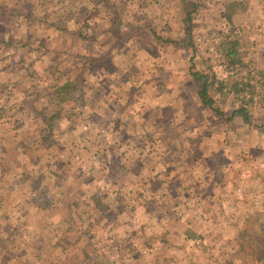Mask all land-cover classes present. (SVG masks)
Returning <instances> with one entry per match:
<instances>
[{
  "label": "rangeland",
  "instance_id": "1",
  "mask_svg": "<svg viewBox=\"0 0 264 264\" xmlns=\"http://www.w3.org/2000/svg\"><path fill=\"white\" fill-rule=\"evenodd\" d=\"M1 1L4 0H0V3ZM6 1L9 2L6 10L17 8L18 2L16 0ZM138 1L111 0L115 5L114 7L123 14V18L118 20V24L115 23L117 24L116 28L112 31L115 39L124 40L128 37L129 30L135 22L144 25L148 24L149 21L162 35L171 37L168 38L169 40H175L173 38L178 37L180 42L179 44L169 42L164 55L160 56L159 59H153L152 56L148 55V37L144 33L139 34L138 37L143 47L137 60L132 63L123 58L119 59L123 73L116 76L115 87L117 90L121 87L133 88L141 84L140 100L148 106V87L146 90L148 78H151L154 85H157L159 91L163 89L169 93L171 88L169 85H175L180 77V79L185 78L187 81L190 79L185 74L193 65L197 70L207 71L210 68L212 73H215V64L219 63L228 65L233 61L240 60L242 66L239 67L240 69L236 74L229 78L225 93L213 92L216 97L214 109L199 107L197 104L186 107V112L189 115L187 117L188 129L184 131L183 138L175 139V134L180 131L173 129L169 132V137L167 136L165 142H158L159 146L156 152L148 153L149 155L145 156L141 155L140 149H134L133 146L126 143L120 147L116 145L117 143L109 146L111 149L109 153L112 155L107 158L109 164L105 168H108L110 173L105 180L98 179V182L102 184V188L99 190H102L106 195L112 194L113 190L116 191L117 194L113 195L119 197L121 204H127L129 199L134 198L135 201H141L139 198L146 195V191H143L142 188L138 190L130 188L128 184L130 180L133 182L139 178H144L143 183H148L149 186V181L152 179L159 182L163 178L171 179V184L169 183L168 186L159 189L162 196L157 193L156 200L148 202V204L151 203L148 208V216L150 215L147 220L148 233L145 232L146 237H148V250L138 247L140 244L138 242L134 243L135 241H133V245H130L132 242L122 243V240L121 243L125 246L129 245V248L118 254L123 257V262L126 264L129 260H125L130 256H133L132 264H143L147 259L148 264L151 262L154 264H264V256L259 259L257 255L259 246L256 247L262 240L261 233L264 235L262 228L264 219V7L260 6L264 0H201V2L199 0H151V4L148 0ZM197 2L199 4L193 12L194 19L191 21L194 26L193 32L197 37V55H195L194 60L190 61V49L187 48L184 51L182 47L188 43L183 19L189 10L192 11L193 4H197ZM73 3H80V0H72V3L70 0H66V7ZM82 4L83 2L79 6ZM62 8L64 7L62 6ZM132 10L137 13L141 10L143 17L140 21L134 20L135 16ZM75 13L78 14L79 9H75ZM98 14L100 15L96 18L99 21L113 25V21L109 22L107 12H99ZM229 14H232L231 18L227 17ZM81 16L82 18L85 17L84 14L80 13ZM68 17H71L74 22L79 21L65 9H60L57 12L55 20L56 18L63 20ZM21 21L5 22L4 27L2 28L0 25V28L5 32L10 31L13 22L22 23V28L27 27L26 20ZM58 21L60 22V20ZM38 28L46 36L54 32L44 22ZM229 36L232 39L238 38L240 41L238 53L233 56L235 58H229L225 50L220 51L221 42ZM38 42L40 41L35 42V45L32 46H37ZM75 45L80 47L78 44ZM47 49L46 47L44 52ZM41 51H31V54H25L23 51L17 52L16 57L24 56L22 60L25 66L28 68L33 66L39 69L41 76L44 68L41 61L44 58V52L42 54ZM10 53L8 47L2 46L0 43V59ZM148 56L151 59L148 60ZM20 65L22 67L23 64ZM166 69L169 70L166 71ZM38 80L33 77V90L35 91L39 89ZM234 86L246 89L237 93L232 89ZM122 92L125 90L122 89ZM166 96L168 98L171 94ZM8 103L10 106L13 101ZM39 103L44 104L45 101L40 98ZM245 103L250 116L249 123L241 118L230 121L229 116L233 110L245 105ZM90 104L98 106L97 103ZM140 106L142 107L139 105L137 108H141ZM16 107L19 108L14 112L15 114L12 112L14 114L13 119L10 120L9 124L7 123L8 127L3 133L4 139L0 142V153L1 147L14 146L8 142V139L14 136L13 134L17 135L15 141L22 135L27 136V134L34 139L33 136L38 131L37 128L40 127L34 116L30 115L31 111L27 107H22L20 104ZM106 115L109 116L104 114L101 115L103 120L98 118L97 120L105 122ZM146 118V114L140 113L135 121L141 122ZM93 119L94 126L98 128L99 124H97L95 117ZM154 119L155 113L151 110L148 114V121L153 122ZM68 123H70L68 120L62 122V126H66ZM158 134L160 133L158 132ZM199 134L197 147H200V150H197L194 137ZM202 137L204 140L201 141L203 143L200 145L199 141ZM82 138H84L83 143H87L83 152L90 150L92 156L87 159L86 153L81 154V150L76 151L77 155L73 157L72 166L74 163H78V160L82 164H79L80 167L76 169L77 171H70L69 168L64 171V166H61L58 169V174H52L49 179L42 182L46 188L51 186L52 189L63 190V196L66 198L62 200L58 208L49 206L48 203L53 197L47 193L38 197L39 202L37 204L31 200L29 205L32 204L33 210H38V218L36 219L11 216L15 207L22 210L26 205L25 202L30 201L31 197L27 195L22 198L23 201L18 203L13 201L14 195L5 199V195L11 189L16 188L17 191H24L23 189L27 185L25 179H18L17 175L13 177V172L5 170L3 178L0 179L2 193H5L2 200L3 207L0 210V214H3L0 216V264H4V261H9L7 264H44L43 260L52 252L57 251L56 256H62L75 247L71 243L65 242L60 235L71 234L70 226L65 223L66 221H60V216L66 217L73 200L78 201L77 194L79 192L82 194L79 188L84 189V187H82V183V185L74 184L72 187L67 181V178L72 174H68L66 178V175L65 177L61 176V173L68 172L84 176L87 170V173L91 175L96 173L95 176H92L94 177L92 180L97 178L99 161L98 159L90 160L94 154H98L95 152L97 140L88 141L85 136ZM59 139V137L55 140L46 138L43 145H40L39 142L34 145L39 147L38 149L42 151L44 157L55 156L59 161H64L67 156L62 158L60 155L61 143H58ZM72 147L74 148L75 144ZM12 156L15 155L0 154V164L3 165L6 158L8 160ZM114 159L118 161L117 168L114 166ZM64 165L65 167L68 166L66 163ZM170 165H173L175 170L173 169L169 173L170 175L166 176L161 170L167 169ZM61 168L63 169L60 170ZM146 168L148 173H146ZM120 169L122 172L119 171V175H117L119 183H116V180L113 182V175L117 174L116 171ZM182 171H184L183 175L180 174ZM33 173L35 175L36 171ZM90 177L87 176L88 181ZM101 177H105V172H102ZM84 178L86 179V175L81 181L84 182ZM15 179L16 181H14ZM11 180L13 183H10ZM27 180L32 179L28 178ZM103 180L106 185L103 184ZM187 183L191 187L190 190L199 189V202L197 201L198 197L188 198L185 195L184 185ZM205 185L209 187H205ZM93 187H98V185ZM159 190L157 188L155 192ZM120 196L123 197L120 198ZM155 202L157 203L153 206L152 204ZM118 209L120 208L117 205L114 206V212L110 214L115 227L109 229L106 227L103 232L102 229L90 230L91 235L89 236L72 234V236L67 237L75 240L81 237L79 241L82 243L78 244L81 247L85 246L84 250L88 251H93L95 247H104L105 243L110 241L112 242L108 244H110L111 249H116L119 244L118 239L126 238V234L129 233L126 232L127 226L123 223L131 218L128 214H121L120 218L119 215L117 216V219L115 214ZM257 216L260 217L259 221L256 220ZM138 218L134 217L133 220L135 219V221L131 222L138 223ZM244 229L247 230V233L241 235L240 232ZM28 231L31 236H28ZM58 231L60 234L55 236L54 233ZM94 240L97 241V244L94 243ZM193 242L197 245L196 248ZM137 243L138 245H136ZM41 247L45 248L43 254L39 253ZM94 255L95 253L91 254L92 257ZM70 256L71 260L64 262V264H84L79 254L71 253ZM96 259L93 260L96 261ZM116 263L121 264L120 262Z\"/></svg>",
  "mask_w": 264,
  "mask_h": 264
},
{
  "label": "trees",
  "instance_id": "2",
  "mask_svg": "<svg viewBox=\"0 0 264 264\" xmlns=\"http://www.w3.org/2000/svg\"><path fill=\"white\" fill-rule=\"evenodd\" d=\"M20 1L21 3L23 1V3L20 4L19 7L13 8L12 10L10 9L9 11L6 10L9 4L8 1L4 0L0 3V25L2 28L5 22L11 23L13 20L22 22L21 20L25 19L27 22V24L25 23L27 27L23 28L22 23L13 22L14 24L10 26V31L6 32L4 30L2 31L0 28V43H2V46L5 45L8 47L11 51L10 54L13 55L14 53L22 51L25 52V54H31V51L43 50L41 51V53H43L44 49L50 45L48 40L54 45L57 43V45L53 46L54 49H52V52L54 56L49 60V66L47 65L42 72V76L44 77L42 87H39L37 91L33 90V85L29 87L31 91L29 97L32 99L28 98V100H26L25 98L27 97H23L24 95L26 96V93L22 91L20 94H15L14 88L10 86L5 93V95H7L6 99L0 100V121L5 120V118H7L8 121L12 120V116L15 114L14 112L19 108H17L16 105L20 104L22 107H27L31 111L30 115H33L37 120L36 122L40 124V127L37 128L38 131L35 136H33L34 139H32L29 134H27V136L22 135L17 139L16 146L22 148L23 151L28 150L25 151L24 155L23 153H19L12 156V159L8 158L7 160L6 158V162L5 159H3L5 162L2 165L4 169H6L7 166H17V178L19 175L21 179L27 181L28 187L20 193V195L38 198L47 193L54 198V196H52L53 193L60 192L62 194L63 190L46 188L43 186L42 182L47 180L48 176L58 174V169L61 166H64V171L68 168L70 171H74L80 167L78 163H74L72 166V160L73 157L77 155L76 151H80L84 148V146H82L84 142V138L82 137L84 136L87 137L88 141L91 139L97 140L95 152L98 154H94L92 159H98V164L100 166L106 164L107 166L105 167H108L109 164L107 163V158L110 156L109 152L111 151L109 146L115 143H117L116 145L118 147L122 146L124 143L131 145L134 149H140L141 155L145 156L156 152L159 146L158 142H165L169 137V132L173 129L176 130V128L181 127V131L175 134V139L183 138L184 131L188 129L187 117H189V115L187 113L185 114V109L183 108V110H181L183 116L180 117L181 115L176 113V108L179 109V107L172 103H167L161 107L153 106L152 104L155 97H158L163 89L159 91V88L157 85H154L151 78H148V86L146 84V90L148 87V106L140 100V92H142L141 84L133 88L121 87V89L118 90L115 87V83H117L116 76L119 73L120 75L123 73V67L122 64L119 63V59L123 58L124 60L134 63L142 50L143 44L139 40V34L142 35L144 33L148 37V55L152 56L153 59H159L160 56L164 55L167 51V44H169V42H177V44H179L180 39L178 37L173 38L175 40H169L168 38L171 37L162 35L159 30L153 26V23L148 21V24L144 25L135 22L129 30L128 37L124 40L115 39L112 35V31L116 28L119 22L118 20L123 18V14L120 13L118 8L114 7L115 5L111 0H80V3L83 2L82 5L79 6L80 3H73L67 7L66 0H63L64 3L62 0ZM199 1L201 2V0ZM3 2H5V4H3ZM70 2L72 3V0H70ZM138 2H143V0H139ZM148 2L151 4V0H148ZM198 4L199 2L193 4L192 11L189 10L183 19L185 36H187L188 43L186 46H181L184 48V51L187 48L190 49V61L194 60L195 55H197V37L193 32L194 26L191 24V21L194 19L193 12ZM62 6L64 8H62ZM60 9H65V11L70 13L72 17H76L79 21L76 20L74 22L71 17L63 20L62 18H56L55 20L57 12ZM75 9H79L78 14L75 13ZM134 11L132 12L135 16L134 20L137 19V21H140L141 17H143L141 16V10L138 13ZM99 12H107L109 22L111 23L113 21V25L99 21L96 18L100 15L98 14ZM80 13L84 14L85 17H80ZM48 15H50V17H48ZM125 15L127 14L125 13ZM227 17L231 18L232 14H229ZM58 20H60V22ZM42 22L47 24L49 29L54 32L44 37V33L42 34L43 31L34 27V24L39 25ZM30 23H33V25H30ZM37 38L38 40H36ZM37 41L40 42L36 44L37 46L33 47L32 45ZM75 44L80 45V47ZM221 45L220 51L225 50L229 58H235L233 56L238 53L237 49L240 45V41L238 38L232 39L229 36L221 42ZM150 56H148V60L151 59ZM8 65L11 66L12 63L9 61ZM228 66H234L237 73L242 63L240 60L233 61L231 64H228ZM168 70L169 69H166V71ZM185 75H188L190 79L187 81L184 78L179 81L180 84L177 88H181V90L174 92L176 93L174 95L176 101H181L185 103L186 106L197 104L199 107L214 109L216 97L213 92L218 94L225 93V88L228 87V81H218L210 68L207 71L197 70L194 65L189 68V72ZM122 89L125 90V92H122ZM232 89L239 93L246 88H236L234 86ZM0 96H2V94ZM40 98L45 101L44 104L39 103ZM9 101H13L10 106L8 103ZM90 103H97L98 106H92ZM246 103L233 110L229 116L230 121L241 118L249 123L250 116L247 111ZM139 105H142L144 108L141 106V108H137ZM151 110L155 113L153 122L148 121V114H150ZM140 113L146 114L147 118L141 122H136L135 119L138 118ZM104 114L109 115H106L107 119L105 122L97 120V118L103 120L101 115ZM93 117H95L97 124H99L98 128L94 126ZM177 117H180V120L178 119L176 121ZM67 120L70 121V123L66 125L67 127L62 126V122ZM158 132L160 134H158ZM16 136L15 134V137ZM58 137L60 138L58 143H61L60 155L62 158H66L67 156V159L64 161H59L55 156L44 157L42 151H39V147L34 145L37 142L43 145L44 139L52 138L55 140ZM199 138L200 134L194 137L197 150H200V147H197ZM3 139L4 134H1L0 142ZM202 140H204V137L199 141L200 145L203 143L201 142ZM74 144L75 147L73 148L72 145ZM77 158L79 159L78 156ZM114 162V166L117 168L119 165L118 161L114 159ZM65 163L68 166L65 167ZM62 169L63 168L60 170ZM173 169L175 170V167L170 165L167 169L161 170V172L169 176V173ZM34 171H36V174L33 179L27 180V176L34 174ZM119 171L122 172V169L117 170L116 173H119ZM4 172L5 170L0 169L1 178H3ZM65 173H61V176L65 177L66 175L67 177L68 174H74ZM180 174L183 175L184 171L180 172ZM176 178H178V176H176ZM143 179L144 178H139V180H137L140 186H138L136 190L142 188L143 191H146V195L141 196L139 198L141 201L139 202H141V205H146L148 209L149 205H151V203L148 204V202L155 201L157 193L160 194L161 192L159 189L168 186L171 179L168 180V178H163L161 182L152 179L149 181V186L148 183H143L145 180ZM116 183H119V181L116 180ZM132 184H136V182L133 181ZM157 188L159 191L155 192ZM184 189L186 191L185 195L188 198L198 197L197 201H200V192L198 188L190 190L191 187L187 183L184 185ZM86 194V198L81 202L79 201L80 196L77 194L78 201L74 204L75 216L68 218L63 217L64 219L61 218L60 220L62 222L66 221L65 223L70 226L71 234H60L59 231L54 233L55 236L60 234L65 242L71 243L75 247L62 256H56L57 251L52 252V254L45 257L43 260L44 264H64V262H69L72 256H70L71 253L79 254L84 264H117L116 262L126 264L123 262V257L118 254L124 252L123 247V251H119L120 245H117L116 249H111L108 243L112 241L105 243L104 247H95L93 251H88L84 250L85 246L81 247L78 244L80 242L82 243V241H79L81 237L76 240L67 237L72 236V234L89 236L91 235L90 230L97 231L102 229L103 232L106 227L113 224V218L110 214L114 212V206H116L114 200L107 195V199L103 201L102 195H104V193L98 190ZM4 195L5 193H0V210ZM10 195L12 194L8 192V194L5 195V199L7 197L9 198ZM160 196L162 195L160 194ZM121 197L123 196H120V198ZM156 203L157 202L152 205L155 206ZM2 215L3 214H0V216ZM259 218L260 217L257 216L256 220L259 221ZM262 224V228L264 229V219ZM246 233L247 230L245 229L240 232L241 235H246ZM142 235L143 234L138 235L135 242L143 238ZM128 237L135 239L134 235L129 234L126 238ZM261 237L262 240L256 245V247L259 246V252L257 253L259 259L264 256V235L262 233ZM146 241L147 240H145V242ZM94 243L97 244V241L94 240ZM194 247H197L195 243ZM44 251V247H41V250L39 249L40 254H43ZM92 253H95L94 257L91 256ZM94 258H97L96 261L93 260ZM132 258L133 256H130L125 261L129 260L128 264H132ZM143 264H148V259ZM150 264L154 263L151 262Z\"/></svg>",
  "mask_w": 264,
  "mask_h": 264
},
{
  "label": "crops",
  "instance_id": "3",
  "mask_svg": "<svg viewBox=\"0 0 264 264\" xmlns=\"http://www.w3.org/2000/svg\"><path fill=\"white\" fill-rule=\"evenodd\" d=\"M16 1L18 2V6L17 7H19L20 4L23 3V1L21 3L20 0H16ZM263 4H264V1L262 3H260V6L264 7ZM39 26H40V24L39 25H35L34 27L37 29ZM45 36L46 35H44V37ZM36 40H38V38ZM48 42H50V45L47 46L48 49L44 53L43 60H41L43 62V64H44L43 70L47 67L49 60L54 56V53L52 52V49H54L53 46H55V45L53 43H51V41H49V40H48ZM51 45H53V46H51ZM45 54H46V56H45ZM16 55H18V53H14L13 55L6 54V56H3L0 59V95L2 94V96H0V100H5L6 99L5 93L7 92L8 87H10V86L14 88L15 94H19L21 91L26 93V96L24 95L23 97H27L25 99L28 100V98H30L29 94H31V91H30L29 87H30V85H33V77H36V79L42 80L40 82L38 80V82H37L38 83L37 84L38 87H42V84L44 83V77L42 76L43 70L41 72V76H42L41 77L39 75V71H38L39 69H36L33 66H32V68H28L22 62L23 61L22 59H23L24 56H20L19 58H17ZM14 59H15V61H19V62H15ZM9 61L12 63L11 66L8 65ZM21 63L23 64L22 67L20 65ZM177 73L180 74L179 71H177ZM180 78L178 79L179 81L182 80ZM179 81H176L175 85L174 84L172 86L169 85V87L172 88V89L170 88L169 93L165 92V90H163L162 93L159 95V97H155L154 102H153L152 105L155 106V107H157V106L161 107V106L166 105L167 103H172L175 106L179 107V109L176 108V113L181 115L180 117L183 116L182 112H181V110H183V108L185 109V114H186L187 113L186 112L187 111L186 110V107H187L186 104L181 102V101H176V97L174 96L176 94L174 92H176L177 90H181V88H179V89L177 88V86H179V84H180ZM167 94H169V95L171 94V96H168V98H167V96H166ZM30 99H32V98H30ZM177 110H178V112H177ZM180 117H177L176 121L178 119L180 120ZM9 122L10 121H8L7 118H5V120H1L0 121V135L3 134L4 131H6ZM176 129L178 131H181V127H178ZM13 135H14L13 137L11 136L12 138L10 137L8 139V142H9V144H14L15 146H13V147H5L4 146V148L1 147V153H0L1 155H5L6 154L8 156V154H11V155H17L19 153H23V155L25 154L26 150L23 151L22 148H20V147L18 148L16 146V143H17L15 141L16 137H15V134H13ZM13 141L16 142V143H14ZM5 144L7 145V143H5ZM82 146H86L87 147V143L86 144L83 143ZM83 149H85V148H83ZM83 149L81 150L82 151L81 154L86 153L85 155L87 156V159H89V157L92 156V154L90 155V153H91L90 150L89 151L86 150L85 152H83ZM111 155H112V153H111ZM90 160L91 161L93 160L92 157L90 158ZM78 164H81L79 162V160H78ZM99 166L100 165L98 164L97 165L98 176H97V178L95 180H92L94 178L92 176L93 175L95 176L96 173H93L91 175L90 173H87V170H86V174H84V176L86 175V179L84 178L85 179L84 182L81 181V179L84 177L83 175L72 174L68 178L66 177L68 183L72 187H73L74 184H76V185H82L83 184L82 187H84V189L79 188L82 191V194H80V192H79V196L81 195V197L79 198L80 202H81V199L86 198V195H87L86 193H89L91 191L98 190L99 192L103 193L102 190H99L100 188H102V184H100L98 182V179L100 178L101 180L102 179L105 180L106 178H108V174L110 173V170L108 168L106 169L105 166H100V168H98ZM36 167H38V166H36ZM0 169L7 170L8 172L9 171L13 172V174H14L13 177H16L17 171H18V167L17 166H11V167L7 166L6 169H4V167L1 165ZM102 172H105V177H101ZM146 173H148V169L147 168H146ZM117 175H119L118 172H117ZM117 175H115V174L113 175L114 176V178L112 179V180H114L113 182H115V180H117ZM87 176H91L89 178V181L87 180ZM33 177H34V174L30 175L28 178L29 179H33ZM49 177H51V176H48L47 179H49ZM0 179H1V177H0ZM18 179H21V177H19V175H18ZM104 180H103V184L106 185L104 183ZM14 181H16V179ZM134 182H136V184H132V182L130 180V182H128V184L130 185L129 187L137 189V187L140 186V183H138L137 181H134ZM10 183H13V180H11ZM95 185H98V187L94 188L93 186H95ZM112 185L115 186V184H112ZM27 187H28V184L26 185V187L23 190L27 189ZM205 187H209V186L205 185ZM48 188L52 189L51 186H48ZM0 189H1V193H2L3 189H2L1 186H0ZM22 192H23L22 190H18L17 191L16 188L14 190L11 189L10 193L12 195H14L13 201H16V203H18L19 201H23L22 198L24 196L20 195V193H22ZM115 192L116 191L113 190L112 194H110L109 196H110V198H112L114 200L115 204L120 208V209H118L116 211V214H115L116 218L118 219V217H117L118 215H119V218H120L121 214L130 215L131 216L130 219H132V220H130V219L126 220L123 223V225L127 226V228H125V230H127L126 232H129V233L126 234V237L129 236V234L130 235H134V237H135V239H132V238H129V237L128 238L124 237V238L118 239V243L119 244L118 243L117 244L121 246L119 251H123V249L125 251L127 248H129V245L125 246V244L123 245L122 243H125L126 241H129V243L132 242L130 245H133V241H135L136 237L138 235H140V234H143L144 236L142 235L143 238L139 239L138 243H140V244H139L138 247H141L142 249L147 251L148 250V237H146L147 236L146 233H148V222H147V220L150 217V215L148 216V209H147L146 205H141V202L135 201V198L132 199V200L129 199L128 203L123 205V204H121L119 197H115L113 195V194H115ZM63 194H64V191H63L62 194L60 192L53 193L52 196H54V198H51L49 206L51 205L52 208L53 207L58 208L59 205L61 204L62 200L66 198V197L63 196ZM116 194H117V192H116ZM102 196H103V201H105V199H107V195L104 194ZM30 197H31L30 201H26L25 202L26 205L22 208V210L19 209V207H15L14 210H12L13 211V213L11 214L12 217L13 216L14 217L25 216L26 218H35V219L38 218V214H37L38 210L37 211L35 209L33 210L32 204H31V206H32L31 207L29 205V203H31V200H32L33 202H35L37 204L39 202V200L36 197H33V196H30ZM72 199H73V196H72ZM131 201H133V203H130ZM75 203H76V201L73 200V202L70 205L71 207L68 209V214L66 215V218L75 216L74 215L75 214V208H74V204ZM2 207H3V202H2ZM49 209H51V208L49 207ZM63 217H64V215L60 216V218H63ZM134 217L135 218L139 217L138 218V223L131 222V221H135V219L133 220ZM144 219L146 220V223H145ZM142 220H144V221H142ZM116 224H118V223L116 222ZM113 227H115V225L112 224V225L108 226L107 228L109 229V228H113ZM131 227H133V229H131ZM116 235H118V234H116ZM28 236H31V233L29 231H28ZM145 240H147V241L145 242ZM121 241H122V243H121ZM134 243H136V242H134ZM138 243L136 245H138ZM122 247H123V249H122ZM8 262L4 261V264H7Z\"/></svg>",
  "mask_w": 264,
  "mask_h": 264
},
{
  "label": "built area",
  "instance_id": "4",
  "mask_svg": "<svg viewBox=\"0 0 264 264\" xmlns=\"http://www.w3.org/2000/svg\"><path fill=\"white\" fill-rule=\"evenodd\" d=\"M215 77L218 81L226 82L231 76L236 73V68L234 66H228L222 63L215 64L214 66Z\"/></svg>",
  "mask_w": 264,
  "mask_h": 264
}]
</instances>
